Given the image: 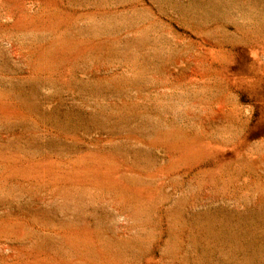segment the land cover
I'll return each instance as SVG.
<instances>
[{
  "label": "rangeland",
  "instance_id": "374dc122",
  "mask_svg": "<svg viewBox=\"0 0 264 264\" xmlns=\"http://www.w3.org/2000/svg\"><path fill=\"white\" fill-rule=\"evenodd\" d=\"M0 264H264V0H0Z\"/></svg>",
  "mask_w": 264,
  "mask_h": 264
}]
</instances>
